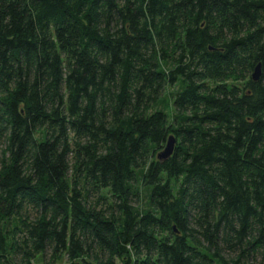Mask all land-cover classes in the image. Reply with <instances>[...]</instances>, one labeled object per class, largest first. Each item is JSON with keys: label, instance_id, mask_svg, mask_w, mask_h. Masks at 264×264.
<instances>
[{"label": "trees", "instance_id": "trees-1", "mask_svg": "<svg viewBox=\"0 0 264 264\" xmlns=\"http://www.w3.org/2000/svg\"><path fill=\"white\" fill-rule=\"evenodd\" d=\"M40 257L264 264V0H0V264Z\"/></svg>", "mask_w": 264, "mask_h": 264}, {"label": "water", "instance_id": "water-1", "mask_svg": "<svg viewBox=\"0 0 264 264\" xmlns=\"http://www.w3.org/2000/svg\"><path fill=\"white\" fill-rule=\"evenodd\" d=\"M261 77H262V65L259 64L255 68V71L253 73V79L255 81H258L260 80ZM176 142H177V139L174 136H170L168 138V141H167V144L164 150L159 153V158L164 160L170 157L175 150Z\"/></svg>", "mask_w": 264, "mask_h": 264}, {"label": "rangeland", "instance_id": "rangeland-1", "mask_svg": "<svg viewBox=\"0 0 264 264\" xmlns=\"http://www.w3.org/2000/svg\"><path fill=\"white\" fill-rule=\"evenodd\" d=\"M171 91H173L172 88H171V89H168V90L166 91L165 95H164V97L167 98V99H166L167 101H170V99H171L170 94H169V92H171ZM91 199H92L93 201H95V199H94V195H93V194H91ZM43 260H44L43 257H40V258L36 261V264H45V262H44ZM60 264H65V263H60Z\"/></svg>", "mask_w": 264, "mask_h": 264}]
</instances>
